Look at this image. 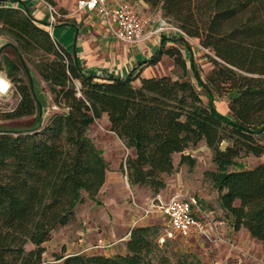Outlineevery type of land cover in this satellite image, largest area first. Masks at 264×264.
Returning <instances> with one entry per match:
<instances>
[{"label":"trees","instance_id":"1","mask_svg":"<svg viewBox=\"0 0 264 264\" xmlns=\"http://www.w3.org/2000/svg\"><path fill=\"white\" fill-rule=\"evenodd\" d=\"M57 5L55 0H46ZM160 8L180 33L156 55L163 54L182 69L169 74L125 78L103 77L85 70L68 49L26 7L24 0H0V34L9 39L17 59H1L20 98L0 119L35 116L27 128H0V264H53L44 256L45 243L59 227L73 222L77 207L98 194L106 182L108 162L89 131L107 114L110 130L130 150L121 169L131 186L154 195L167 186L165 175L180 164L193 167L187 150L205 141L214 170L206 172L218 190L221 207L235 230L245 228L264 245V161L247 167L244 154L260 156L264 143V0H144ZM209 49L212 68L199 72L186 37ZM183 47H182V46ZM183 48L194 77L208 101L191 81ZM32 64L47 83L56 106L46 120L29 76ZM21 70L26 75L22 77ZM226 96L229 113L214 100ZM163 225L138 223L125 240V252L60 253L57 264H171L158 251ZM179 264H201L182 260Z\"/></svg>","mask_w":264,"mask_h":264},{"label":"rangeland","instance_id":"2","mask_svg":"<svg viewBox=\"0 0 264 264\" xmlns=\"http://www.w3.org/2000/svg\"><path fill=\"white\" fill-rule=\"evenodd\" d=\"M25 1L28 2L29 0ZM126 1L137 6L140 12L149 19V27L152 25L155 27L159 24L160 17L161 21L165 20L168 24L167 28H165L166 30L169 29V31L176 33L175 35L173 34L175 37L180 34L178 30L171 27L170 24L172 23L160 8H153L150 5L149 7H143L139 0ZM56 7L61 13V16L57 17L56 22H58L65 19V17L62 15L63 10L58 5ZM184 36L191 46L199 72L203 78H206L213 66L210 58V56H213V53L209 49L204 48L197 38L188 35ZM8 42L9 39L7 38L6 43ZM169 45H171L170 42L166 43L167 47ZM185 53L191 81L197 86L203 100L206 102L208 99L205 90L194 77L188 51L186 50ZM164 55L159 64L160 68L155 69L157 75L169 74L177 78L182 74V69L174 63L173 58L167 54ZM7 56L13 60L17 59L15 52L10 46L3 48L0 58L3 59ZM29 69V81L30 79L32 80L36 96L42 103V116L45 121L47 116L57 108L52 103V96L47 83L39 76L32 64H29ZM20 74L25 80L27 79L23 70H21ZM133 83L138 85L136 81H133ZM19 98L20 96L14 88V92L0 104V110L13 109ZM228 102L229 100L226 96L217 97L214 100L220 112L230 115ZM34 119V115L10 120L0 119V128L25 129L31 125ZM105 126V120L101 118L90 128L89 134L95 140L98 147L102 145L97 138L103 137V133L106 131L104 129ZM259 139L264 143V131L259 134ZM108 143L113 144V142ZM128 153L121 146L120 149H111L107 156L104 155L108 160V165L111 164V167L115 168L112 169L109 165L110 173L113 174L115 170L118 171L117 173L120 176L118 181L112 186V189H106L97 196L100 203H96L94 200L86 197L83 202L84 204L78 205V214L76 212L77 216L75 220L67 225L59 226L53 232L52 238L45 243L46 251L44 256L47 260L53 264H57L59 260H56L55 256L60 253H101L110 248H114V251L118 252L123 251V244L116 237L123 235L130 228L133 219L137 218V213L141 211L139 206L144 205L147 198L154 194L147 187L130 185L127 175L120 167L126 160ZM187 153H190L196 159L195 165L190 167L187 164H180V154H175L176 169L172 174L165 175L167 186L160 193L164 198H169L178 193L196 196L201 203L204 213H206L205 218L215 224L207 234H199L193 238L176 236L167 239L161 236V239H167L168 241L161 246L158 254L169 257L171 264H179L182 260L197 261L201 264H264L263 243L245 232L246 230H242L240 234L235 233L229 214L221 207L218 199V190L206 174L207 171L216 168L212 160L210 148L206 145L205 141H200L197 145L189 148ZM239 161L247 167H253L264 161V153L260 156L252 153L244 154L239 158ZM131 191H133V194ZM108 215H110V219ZM153 216L154 218L148 217L149 219L146 218L140 223H157L164 227L166 219L159 214ZM119 229L121 232L118 231ZM114 242L115 244L112 246L109 245V243Z\"/></svg>","mask_w":264,"mask_h":264},{"label":"crops","instance_id":"3","mask_svg":"<svg viewBox=\"0 0 264 264\" xmlns=\"http://www.w3.org/2000/svg\"><path fill=\"white\" fill-rule=\"evenodd\" d=\"M55 1L61 8V10H63L62 13L65 19L56 22L53 27H50L48 25L49 12L46 5L41 0H29L28 2L25 1V4L28 10L36 19L47 23H42L41 25L50 32L51 36L59 45L63 46L71 53H73L80 65L85 70L93 71L103 77L113 76L125 78L131 73H133L134 75L139 74L134 80L139 85L141 77L157 75V71L155 69L160 68V61L164 58L165 55L163 54L164 56H161L162 59L160 58V60L154 64H142V62L149 60L153 56H155L157 51L160 49L163 41H165V43L170 42V44L175 43L171 40V38L175 37L174 35L176 33H174L173 31H169V29H157L159 24H157L155 27L153 25L149 27L150 36L145 40L136 43L123 42L114 37L109 32L106 24L102 19V16L96 10L79 9V0ZM121 1L123 0H107V3L110 6H115ZM139 2L143 7H149V3L145 2L144 0H139ZM159 21L161 22L160 17ZM6 42L7 38L4 35L0 34V50ZM185 51L186 49L183 48L184 55L186 56ZM102 118L105 120L106 124L104 128L106 131L105 133H103L105 136L103 135V137L97 138L99 142H101L102 146L98 147L95 140L93 141L98 148L102 149L103 155L107 156L108 152L110 153L111 149H120L121 146L125 148L127 152H130V150L126 148L117 134L110 130V121L107 114H104ZM94 124L92 126H94ZM108 142H113V144H110ZM109 165L111 167V164ZM112 169L115 168L113 167ZM117 172L118 171L115 170L112 174L110 173V168H108L106 182L99 194L106 189H112V186L116 184L120 177ZM141 214L142 210L137 213V218L135 217L133 219V223L140 217ZM108 217L110 219V215H108ZM150 218H154V216ZM133 223L130 224V228L134 225ZM130 228L127 229V231H125L123 235H119L116 237L117 240L119 242H122L123 244V251L121 250L119 252H125L124 242L128 238ZM242 230H246L245 232L249 233L245 228L235 230L233 227V231L235 233L240 234ZM118 231L121 232L120 229ZM197 235L199 234H194L189 238L196 237ZM113 244H115V242L109 243L110 246H112ZM114 250V248H110L104 250L101 253H104L106 255H114L118 253V251Z\"/></svg>","mask_w":264,"mask_h":264},{"label":"built area","instance_id":"4","mask_svg":"<svg viewBox=\"0 0 264 264\" xmlns=\"http://www.w3.org/2000/svg\"><path fill=\"white\" fill-rule=\"evenodd\" d=\"M41 1L46 5L49 12L48 25L53 27L61 13L56 5L46 0ZM78 8L96 10L102 16L109 32L121 41L136 43L150 36L149 19L129 1L123 0L115 6H110L107 0H79ZM167 25V22L163 20L157 29H165ZM170 25L178 32L185 34L178 27L173 24ZM13 92L12 80L8 77L6 70L0 68V104ZM131 193L133 194V191ZM134 203L139 206L135 201ZM139 207L142 214L134 222V225L155 214L162 215L166 222L161 236L167 239L176 236L188 238L194 234H207L215 224L205 218L206 213H204L199 199L194 195L178 193L169 198H164L161 193H158L147 198L145 204Z\"/></svg>","mask_w":264,"mask_h":264},{"label":"water","instance_id":"5","mask_svg":"<svg viewBox=\"0 0 264 264\" xmlns=\"http://www.w3.org/2000/svg\"><path fill=\"white\" fill-rule=\"evenodd\" d=\"M30 77V76H29ZM30 84H31V87H32V89H33V91H34V85H33V82H32V80L30 79ZM127 179H128V177H127Z\"/></svg>","mask_w":264,"mask_h":264}]
</instances>
